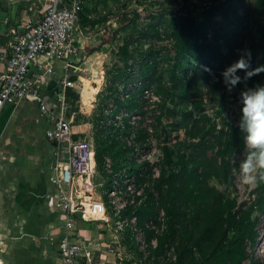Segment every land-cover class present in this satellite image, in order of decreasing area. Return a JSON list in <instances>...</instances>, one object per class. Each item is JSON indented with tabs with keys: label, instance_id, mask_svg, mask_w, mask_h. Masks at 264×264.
<instances>
[{
	"label": "rangeland",
	"instance_id": "obj_1",
	"mask_svg": "<svg viewBox=\"0 0 264 264\" xmlns=\"http://www.w3.org/2000/svg\"><path fill=\"white\" fill-rule=\"evenodd\" d=\"M208 6H216L217 10L206 16ZM83 9L85 18L81 22L85 27L79 43L83 63L73 73L77 74L76 80L91 77L94 70L88 63L89 54L100 53L94 61L100 65L102 83L89 109L82 104V82L70 89L67 101L74 115L73 124H87L90 130L89 135L76 137L94 141L95 151L99 140H108L111 147L103 151L104 169L97 164L102 176L100 184L90 194H84V181L72 178L68 171L59 182L56 180V158H46L53 155V149L44 143L40 180L45 188L37 202V218L31 223V235L42 238L32 243L36 257L30 258L31 262L43 264L47 250L58 247L60 228L55 233L46 226L52 221L61 224L52 200L55 189L87 196V208H97L104 200L110 216L115 204L123 205L126 216L135 220V226L120 236V254L112 255L115 261L106 264L205 261L211 256L214 237L220 238L217 228H227L228 237L233 233L224 221L226 205L248 208L263 189L262 183L251 186L241 181L239 167L247 155L245 144L231 154L232 181L210 178L214 193L211 203L215 200L219 204H210L199 221H188L187 212L181 216L168 213L166 207L170 206L173 191L161 175L166 169L168 177L179 157L184 156L189 163L195 153L198 140L188 135L185 126L191 113H207L209 126L216 134L226 136L238 126L240 92L245 85L229 93L223 76L217 73H224L241 58L247 61L249 70L264 67V0H83ZM182 21L192 34L183 55L178 52ZM239 75L243 77L244 72ZM257 83L264 84V71L249 79L246 86ZM157 89L166 93H158ZM181 91L186 93L179 101ZM166 150L173 163L167 162ZM174 167V172L181 169ZM113 177L120 183L117 194L111 196ZM30 209V216L33 212L35 215L36 208L32 205ZM254 215L261 217L259 237L254 254L250 246L248 250L250 258L264 264V214L256 211ZM87 226L101 243L96 223L89 222ZM100 247L94 264H101L102 254L108 255L104 252L107 246L101 243Z\"/></svg>",
	"mask_w": 264,
	"mask_h": 264
},
{
	"label": "built area",
	"instance_id": "obj_2",
	"mask_svg": "<svg viewBox=\"0 0 264 264\" xmlns=\"http://www.w3.org/2000/svg\"><path fill=\"white\" fill-rule=\"evenodd\" d=\"M46 1L42 16L22 21L18 29L11 31L7 46L0 53L3 65L0 112L5 106L16 105L22 100L35 101L51 123L46 137L50 142H56V180L59 182L68 171L72 178L76 176L84 181V194H90L89 191L102 179L95 157V144L87 137L75 136L74 115L67 101V90L74 88L76 81L70 75L81 61L79 43L84 35L80 23L83 0ZM51 79L55 86L49 95L42 85ZM119 183L118 178H111V196L117 194ZM52 200L61 221L56 264H94V245L97 242L94 243L96 238L87 226L89 222L96 223L101 243L115 255L120 254L117 245L121 234L135 226V220L126 216L123 205L115 204L110 216L104 200L97 204V208H87V201H90L87 196L73 195L68 190L55 189ZM92 207L95 213L91 217Z\"/></svg>",
	"mask_w": 264,
	"mask_h": 264
},
{
	"label": "crops",
	"instance_id": "obj_3",
	"mask_svg": "<svg viewBox=\"0 0 264 264\" xmlns=\"http://www.w3.org/2000/svg\"><path fill=\"white\" fill-rule=\"evenodd\" d=\"M46 5V0H0V53L7 46L11 31L18 29L20 23L28 17L40 18ZM84 18L83 12L82 22ZM82 22L80 23L84 28L85 23ZM82 55L81 48V61L77 63L75 72H78L79 66L83 63ZM89 55L88 63L93 67V75L91 77L81 76L75 81V87L78 82H82L81 98L84 85L88 84L95 95L102 83L100 65L95 63L97 55L101 54L94 52ZM2 66L0 62V73L3 69ZM86 78H91V81L84 83L82 79ZM93 82L97 85H92ZM54 86L55 82L51 79L42 85V89L52 95ZM84 108L89 109L85 106ZM50 126L51 123L33 100L26 99L16 105H7L0 112V264L34 263L31 262V259L36 257L32 243L40 242L42 237L31 235V223L37 218L34 217L37 215V205L39 204L37 202L41 199L40 196L45 188V184H42L40 180V171L44 169L41 159L42 155L46 153L44 143L53 149V155H46V158L55 159L56 142H50L46 137V130ZM86 126L88 125L73 124L75 136L85 133L89 135L90 130ZM32 205L36 208L35 215L33 212V216H30ZM94 213L95 209L92 207L90 216L92 217ZM46 226L55 231L59 225L52 221ZM93 236L97 239V235ZM94 246L95 257L101 247L98 242ZM57 251L58 247L57 249H48L43 264H56ZM104 252L108 254V257L102 254L101 264L115 261L112 257V255L115 257L113 252L107 249Z\"/></svg>",
	"mask_w": 264,
	"mask_h": 264
},
{
	"label": "trees",
	"instance_id": "obj_4",
	"mask_svg": "<svg viewBox=\"0 0 264 264\" xmlns=\"http://www.w3.org/2000/svg\"><path fill=\"white\" fill-rule=\"evenodd\" d=\"M217 10L216 6H208L206 16ZM84 11H82L83 14ZM81 14V16H82ZM184 18L182 17V20ZM208 24H204L207 29ZM187 25L182 21V27L178 35V52L184 54L185 46L188 38L191 36ZM222 71H218L217 75H222ZM70 78L77 79L76 73H71ZM67 90V98L70 93ZM158 93L165 94L163 89H157ZM186 92L181 91L178 94V100L181 101ZM201 101L198 102L200 104ZM165 103H163L164 105ZM211 120L207 113L199 116L191 113L186 122V130L190 137L197 139L194 144L195 153L192 155L189 163L184 161V156L178 158L173 163L170 152L166 150L165 157L168 163L179 166L181 169L174 172V166L171 168V174L166 176V169H163L162 179H165L173 194L169 199L170 206L166 209L169 214L181 216L182 213H188V221L194 222L202 219L201 215L208 210V206L219 204V201L211 200L213 194L209 186V180L215 176L232 181L234 178V164L231 160V154L236 147H242L245 144L244 133L238 126L232 127L227 135L224 133H213L209 126ZM111 145L108 140L98 141L96 144L95 157L99 168L103 167V151H109ZM162 185V181L159 182ZM263 189L258 192V196L253 204L246 208L244 206L236 207V205H226V217L228 229H232V235L228 237L227 228H217L221 231L220 238L214 237V244L210 258L203 261H196L193 264H246L250 259V264H263L257 258H250L249 246L254 254L257 239L259 237L260 215L255 216V212L264 214V183L261 184ZM236 208V209H234ZM172 230V223L170 225ZM217 232V231H216Z\"/></svg>",
	"mask_w": 264,
	"mask_h": 264
},
{
	"label": "clouds",
	"instance_id": "obj_5",
	"mask_svg": "<svg viewBox=\"0 0 264 264\" xmlns=\"http://www.w3.org/2000/svg\"><path fill=\"white\" fill-rule=\"evenodd\" d=\"M243 71L244 76L239 72ZM264 71V67L249 70L243 58L222 74L225 89L231 93L238 85H245L240 92V120L238 127L244 133L247 155L239 167L242 183L255 186L264 183V84L251 87L246 82Z\"/></svg>",
	"mask_w": 264,
	"mask_h": 264
},
{
	"label": "bare ground",
	"instance_id": "obj_6",
	"mask_svg": "<svg viewBox=\"0 0 264 264\" xmlns=\"http://www.w3.org/2000/svg\"><path fill=\"white\" fill-rule=\"evenodd\" d=\"M84 83H89L91 78L82 79ZM94 99V91L92 88L88 86V84L84 85V89L82 91V103L86 108L91 106V102ZM63 173V172H62ZM88 200V199H87Z\"/></svg>",
	"mask_w": 264,
	"mask_h": 264
}]
</instances>
